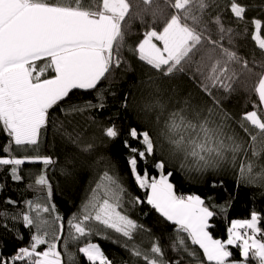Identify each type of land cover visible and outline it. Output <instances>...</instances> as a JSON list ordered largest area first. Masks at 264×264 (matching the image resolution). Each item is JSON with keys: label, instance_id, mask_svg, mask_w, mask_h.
Listing matches in <instances>:
<instances>
[{"label": "snow or ice", "instance_id": "snow-or-ice-1", "mask_svg": "<svg viewBox=\"0 0 264 264\" xmlns=\"http://www.w3.org/2000/svg\"><path fill=\"white\" fill-rule=\"evenodd\" d=\"M247 9L241 0H224L223 6L221 0H0V133L6 138L0 144V170L7 167L10 179L21 182L23 165H43L29 186L44 194L40 201H25L26 210L20 213L9 216L0 210L4 220L0 227L9 229L11 219L31 230L26 246L8 256L0 252V264H78L77 253L86 264H113L93 236L119 244L135 258V264H264V212L253 209L248 218L233 219L227 239H215L210 220L216 212L199 195L177 194L170 182L174 172L167 170L168 162L179 157L183 158L181 169L187 166L198 173L219 170L226 164L235 168L238 155L246 157L251 149L253 159L239 161L236 184L264 188V163L258 162L264 153V112L245 111L237 122L250 136L251 145L246 147L242 138L230 134L231 117L215 95L220 90L236 91L235 85L242 83L245 74L257 75L255 93L264 106V59L258 61L253 55L249 60L234 50L237 39L248 33L243 26L247 23L252 28L251 40L264 55V20L247 17ZM133 20L146 27L131 51L150 69L147 80L142 81L141 111L154 114L157 125L163 120L157 136L148 128L131 126L123 140L129 152L128 169L145 197L126 200V188L99 152L105 139L122 134L114 123L100 128V138L93 136L91 142L82 143L81 131H69L56 118V131L91 158L88 163L69 155L61 172L72 175L78 164H87L99 173L104 166L79 211L67 220L69 231L61 251L58 242L62 236L56 225L63 230V218L52 203L47 176L48 166L58 161L39 153L41 137L57 108L66 118L104 108L102 92L97 93V103L60 105L73 90H96L125 64L123 50ZM184 77L206 98L203 103L172 83ZM122 106L127 109L128 94ZM149 157L155 174L147 166L139 167L141 162L147 165ZM5 203L17 202L7 198ZM129 203L149 205L172 226L174 236L168 248L173 257L166 255L160 237L130 216ZM140 233L149 236V247L136 242ZM17 238L22 240V234L17 232ZM69 245H76V251ZM193 246L202 251V259Z\"/></svg>", "mask_w": 264, "mask_h": 264}, {"label": "trees", "instance_id": "trees-1", "mask_svg": "<svg viewBox=\"0 0 264 264\" xmlns=\"http://www.w3.org/2000/svg\"><path fill=\"white\" fill-rule=\"evenodd\" d=\"M87 2H90V0H87ZM241 2L248 5L247 17L264 20V0H241ZM223 4L224 0H221V5L223 6ZM146 20L148 23L151 22L150 17L146 18ZM225 23H229L226 13ZM243 26L247 27L248 33L242 38L237 39L234 50L237 51L238 55L249 60H252L253 55L258 61L264 59V55L261 54L260 50L251 40V25L246 23ZM145 27L146 25H142L139 20L131 22L130 32L126 37V47L123 50L126 62L119 69H115L109 79H105L96 90H73L64 103L60 105V108H68L73 104L82 105L88 101L97 103V93L102 92L104 96V108L102 110L93 108L83 114H75L67 118L57 108L51 113L52 119L41 137L39 153L50 155L54 160L58 161L53 165H49L47 169V176L53 189L52 203L56 205L58 213L63 218L62 223L64 225L63 230L60 229L59 223L56 225L57 231L62 236V240L58 242V250L63 251V239H66L68 235L67 220L79 211L81 204L90 194L91 188L95 186L98 174H102L104 166H101L98 173L95 167L90 168L87 164L80 167L78 164L77 168L73 170L72 175L63 174L61 168L65 166L67 156L74 155L80 160L88 161V163H91V158L80 153L66 138L56 131V118L62 121L69 131L73 128L81 131L84 137L82 143L91 142L93 136L100 138V128L109 122L114 123L121 130L122 134L114 140L105 139L104 145L99 149V152L103 153L107 158L110 162L108 167L111 168L112 174L116 175L126 188V200H130L133 197H140L141 199L145 197V192L137 187L128 169L126 158L129 152L123 145V140L126 138V133L131 126H135L141 130L148 128L154 137L157 136L160 128L163 126V120L157 125L154 114H146L141 111L142 81L147 80L150 69L149 66L137 58L131 49L142 38L141 34L145 30ZM213 31L215 30L213 29ZM236 67L239 70V66ZM258 78L257 75L245 74L240 78L242 83L235 85L236 91L231 94L222 90L215 92L216 98L221 102L222 109L231 117L229 121L230 134L235 133L238 137L242 138L246 147L251 145L250 136L239 127L237 122L245 111L256 110L264 112L263 106L259 104L258 96L255 93ZM172 83L179 85L183 92H190L201 103L206 99L200 96L196 87L187 77L178 78L172 81ZM125 94H128L127 109L122 106ZM174 103L175 101H173ZM254 104L256 105L255 109L253 108ZM69 120H71V124L68 123ZM251 131L255 133L257 130L252 129ZM5 140V136L0 133V144H3ZM96 143H99L98 139ZM132 144L133 146H138L136 141H132ZM28 152L33 153V150L29 149ZM159 155L160 152L158 150L157 156ZM165 156H167L166 151ZM241 158H244L245 162L248 159H253L251 157V149L246 157L244 153L238 155L235 168L231 164H226L219 170L198 173L189 171L187 166L181 169L182 157L170 160L167 164V170L174 172L170 182L173 183L175 192L187 195H199L216 212V215L210 220L212 225L210 233L215 239H227V229L230 227L233 219L248 218L250 211L253 209L264 212V188L247 185L237 187L236 173ZM258 162L264 163V153H261ZM152 164L153 158L149 157L147 165L141 162L139 167L143 170L147 166L149 172L155 174ZM42 168L43 165L41 164L29 163L23 165L21 175L24 179L21 182H13L10 179L7 167L0 170V185L3 186L2 191H0V210L7 212L11 216L26 210L25 201L42 200L44 194L35 186H29L33 184L35 174L41 171ZM221 181L223 182L222 186ZM213 183L216 184L215 187H213ZM7 198L16 201V205L5 203ZM126 207L133 219L145 225L155 236L161 238L166 255L173 257L175 254L168 248L170 237L174 236L172 226L165 223L147 204L133 206L129 203ZM221 207H226V210L221 211ZM3 222V218L0 217V224H3ZM8 225L11 230L0 227V252L4 256L10 255L20 246H26L31 235V230L24 228L20 221L13 223L11 219H8ZM17 232L22 234V240L17 238ZM109 235L117 239H123L115 233L109 232ZM91 239L93 242L100 244L106 256L113 261V264H125L126 261L129 264H135V258H131L129 253L119 244L113 243L110 239H103L97 236H93ZM135 240L137 243L143 241L145 248L150 246V238L146 233L138 234ZM69 247L72 251H76V245H69ZM193 247L197 252L198 258L202 259V251L199 250L198 246ZM232 251L238 256L237 249L233 248ZM77 257L78 264H86L80 254L77 253Z\"/></svg>", "mask_w": 264, "mask_h": 264}, {"label": "built area", "instance_id": "built-area-1", "mask_svg": "<svg viewBox=\"0 0 264 264\" xmlns=\"http://www.w3.org/2000/svg\"><path fill=\"white\" fill-rule=\"evenodd\" d=\"M177 194H181V195H187V194H185V193H181V192H176Z\"/></svg>", "mask_w": 264, "mask_h": 264}, {"label": "rangeland", "instance_id": "rangeland-1", "mask_svg": "<svg viewBox=\"0 0 264 264\" xmlns=\"http://www.w3.org/2000/svg\"><path fill=\"white\" fill-rule=\"evenodd\" d=\"M263 109H264V106H263ZM45 215H47V214H45Z\"/></svg>", "mask_w": 264, "mask_h": 264}, {"label": "crops", "instance_id": "crops-1", "mask_svg": "<svg viewBox=\"0 0 264 264\" xmlns=\"http://www.w3.org/2000/svg\"><path fill=\"white\" fill-rule=\"evenodd\" d=\"M231 226V225H230Z\"/></svg>", "mask_w": 264, "mask_h": 264}]
</instances>
